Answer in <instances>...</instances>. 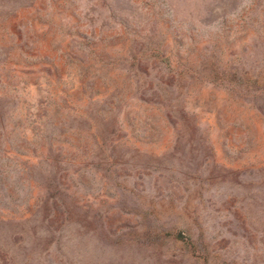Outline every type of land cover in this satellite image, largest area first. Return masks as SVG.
Masks as SVG:
<instances>
[{
  "label": "rangeland",
  "instance_id": "1",
  "mask_svg": "<svg viewBox=\"0 0 264 264\" xmlns=\"http://www.w3.org/2000/svg\"><path fill=\"white\" fill-rule=\"evenodd\" d=\"M0 264H264V0H0Z\"/></svg>",
  "mask_w": 264,
  "mask_h": 264
}]
</instances>
